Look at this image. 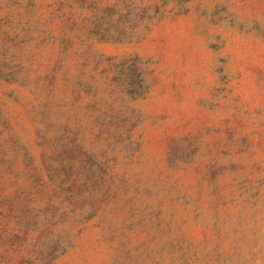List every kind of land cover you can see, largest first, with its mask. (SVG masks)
Returning a JSON list of instances; mask_svg holds the SVG:
<instances>
[{
	"label": "rangeland",
	"instance_id": "obj_1",
	"mask_svg": "<svg viewBox=\"0 0 264 264\" xmlns=\"http://www.w3.org/2000/svg\"><path fill=\"white\" fill-rule=\"evenodd\" d=\"M0 264H264V0H0Z\"/></svg>",
	"mask_w": 264,
	"mask_h": 264
}]
</instances>
